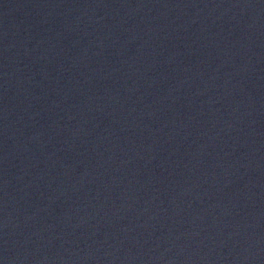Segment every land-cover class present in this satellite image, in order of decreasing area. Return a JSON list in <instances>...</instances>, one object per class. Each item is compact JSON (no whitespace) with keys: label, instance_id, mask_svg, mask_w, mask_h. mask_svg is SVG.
Wrapping results in <instances>:
<instances>
[{"label":"water","instance_id":"obj_1","mask_svg":"<svg viewBox=\"0 0 264 264\" xmlns=\"http://www.w3.org/2000/svg\"><path fill=\"white\" fill-rule=\"evenodd\" d=\"M0 264H264V0H0Z\"/></svg>","mask_w":264,"mask_h":264}]
</instances>
